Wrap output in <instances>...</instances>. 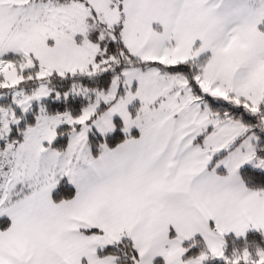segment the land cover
<instances>
[{"label":"snow or ice","instance_id":"snow-or-ice-1","mask_svg":"<svg viewBox=\"0 0 264 264\" xmlns=\"http://www.w3.org/2000/svg\"><path fill=\"white\" fill-rule=\"evenodd\" d=\"M0 264H264V0H0Z\"/></svg>","mask_w":264,"mask_h":264}]
</instances>
